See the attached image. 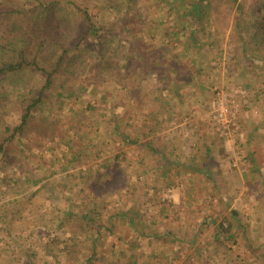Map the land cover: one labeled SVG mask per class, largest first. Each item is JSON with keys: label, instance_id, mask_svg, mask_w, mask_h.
Instances as JSON below:
<instances>
[{"label": "rangeland", "instance_id": "obj_1", "mask_svg": "<svg viewBox=\"0 0 264 264\" xmlns=\"http://www.w3.org/2000/svg\"><path fill=\"white\" fill-rule=\"evenodd\" d=\"M6 1L16 0L0 3ZM134 1L132 11L137 16L127 20L121 19L127 0L63 1L80 20L83 12L78 9H85L98 25L116 27L109 32L106 47L87 38L80 44L82 51L72 50L70 56L77 52L78 58L72 66L59 68L34 118L0 155V264H83L92 255L86 235L91 236L94 225L74 213L78 208L99 209L98 205L102 208L100 222L106 228H101L105 246L99 249L95 264H121L128 258L132 264L149 260L152 264H264V171L249 167L250 154H258L264 168V82L259 84L255 75L253 86L244 87L241 77L233 79L236 69L229 30L234 15L222 41V35L215 33L222 29L220 17L216 11L210 14L219 23L214 32L220 41L218 48L200 35L199 43L206 47L199 50L192 43L186 51L190 30H182L175 39L171 33L174 23L181 28L187 18L178 22L182 15L177 10L170 12L171 4L164 0ZM165 18L167 25L161 24ZM129 27L135 31L133 36L126 30ZM130 39L144 52L146 96L155 90L154 84L163 82L160 74L169 73L172 58H164L165 53L181 56L180 69L186 73L183 81L208 83L204 89L210 102L216 90L232 94L235 125L218 121L211 113L218 133L213 136L227 150L222 156L227 171L217 167L212 174L219 180L204 175L208 170L172 163L160 174V170L147 168L150 158L143 148L138 156L141 147L122 137L124 133L131 141L136 131L131 121L132 94L123 90L121 78L129 75V83L142 78L139 72L132 74L123 67L136 52ZM185 51L188 56L183 57ZM29 76L37 91L44 75ZM163 84L172 88L176 83L166 80ZM172 90V96L178 97L179 92ZM10 97L12 103L17 99ZM22 97L19 105L25 104L27 96ZM18 106L9 105L5 117L12 126L20 122ZM109 165L110 177L105 175L110 173ZM125 211L135 214L137 225L121 215ZM69 212L74 217L68 223ZM229 222L228 233L217 229L218 224L228 227ZM80 225L84 226L81 243L72 246L71 227ZM153 230L159 238L147 236ZM142 232L144 236L139 235ZM133 240L141 241V246L132 249Z\"/></svg>", "mask_w": 264, "mask_h": 264}, {"label": "trees", "instance_id": "obj_2", "mask_svg": "<svg viewBox=\"0 0 264 264\" xmlns=\"http://www.w3.org/2000/svg\"><path fill=\"white\" fill-rule=\"evenodd\" d=\"M63 1L65 0H16L12 1V3L7 1L0 3V155L4 154L18 134H23L30 120L34 118L36 109L40 108L44 103L46 90L50 89L54 84L55 74L59 68L72 66L73 59L78 58L77 52L72 57L70 56L72 50L78 48V51H82L80 44L87 38L99 41L102 48L106 47L108 45V34L114 31L116 27L114 25L111 29H108L98 25L95 17L85 9H78L79 12H83L80 20L77 17V12H72L63 4ZM118 2L119 0H117ZM134 2V0H127L126 12L123 13L122 20L135 19V15L137 16L132 11ZM166 2L171 4L170 12L175 13V10H177L183 16L177 19L178 22L183 21L184 18L188 20L181 28L174 23V32L171 33L175 39L177 35L182 33V30H190V37L192 38H190L189 42H186V51L189 50L192 43H196L194 45L199 50L201 46L206 47L204 43H199L200 35L206 37L205 41L203 40L205 43L218 48L220 41L216 38L215 33H220L222 35L220 40L224 41L225 30L229 27L230 16L233 14L234 20L229 30L231 43L234 45V53L231 60L235 61L233 67L236 69L233 72V79L241 77L243 86L251 87L253 86V75L258 71L257 76L261 78V83L264 82L262 77L264 73V0H164V3ZM68 3H72V0H68ZM174 5H177V8L173 7ZM214 11L218 13L219 20L222 23V29H219V32L216 31L219 23L210 17L211 12ZM165 19L161 24H168V19ZM153 22L156 21L153 20ZM123 28L125 29L126 27ZM126 30L132 36L135 34L132 27ZM133 42V40L130 41V45L133 47L132 50L136 52H132V57L124 62L123 67L131 70L132 74L139 72L142 78L139 81L129 83L127 79L130 76L126 75L121 78L122 82L120 84H122L123 90H129L132 94L130 96L131 101L133 97L143 101L147 97L146 91L144 92V87H147V83L144 82L146 80L144 73L147 72H145L143 64L144 52L136 48L138 46ZM152 47L153 45L149 48ZM186 51L183 53V57L185 55L188 56ZM163 56L164 58L171 56L172 61H169L170 65H167L169 73L160 74L163 77L161 80L163 82L170 80L177 84L182 82L186 73L180 69L182 67L180 63L182 61L181 56L178 54L177 56H173V54L167 55L166 53ZM80 57L82 56L80 55ZM175 59L177 61H174ZM129 66H132L133 69L128 68ZM242 66L248 67L245 69ZM41 73L44 75V83L37 91H33L29 74L39 75ZM240 87L243 88L242 86ZM218 91L220 90L214 92L216 96ZM12 95L17 97L13 102L17 106L23 99L22 96H27L24 97L25 104L18 106L21 109L20 122L15 126H12L5 119L10 110L9 105H14L10 97ZM257 96H259V93ZM115 127L117 129L120 128L118 124ZM122 137L126 138L128 143H134L133 140H128V136L124 133H122ZM106 168L110 173L105 175L110 177L112 167L109 165ZM153 190L157 191V185ZM98 207L99 209L88 208L86 210L78 208L74 213L82 220L86 219L87 224L92 223L94 225V228L89 232L91 236L86 235L91 240L92 255L83 264H95L100 256L99 249L105 246L101 228H106V226L100 222L102 208L99 205ZM74 214L69 212V216L67 215L66 217L68 223L71 222ZM232 214L237 216L238 212L233 210ZM121 215L124 218L126 217L132 225H137L134 213L129 215L125 211ZM217 226V229L223 233H228L232 227L230 222L228 227L224 223H220ZM83 227V225L77 228L71 227V231L74 234L71 237L72 246H77L78 242L81 243L80 237L82 236L81 233H84ZM107 229L110 230V228ZM139 235L144 236V233L142 232ZM147 236L160 237L154 230L150 231ZM139 238L142 239V237ZM56 240L58 241V239ZM140 243L141 241L133 240L131 248L135 249L141 246ZM49 248H51V245ZM101 257H105V255ZM121 264H132V261L128 258ZM147 264H152V262L149 260Z\"/></svg>", "mask_w": 264, "mask_h": 264}, {"label": "crops", "instance_id": "obj_3", "mask_svg": "<svg viewBox=\"0 0 264 264\" xmlns=\"http://www.w3.org/2000/svg\"><path fill=\"white\" fill-rule=\"evenodd\" d=\"M242 67L246 69L248 66ZM255 75H258V71L253 76ZM259 78L257 76L255 79L261 83ZM203 81H182L172 84V88L159 81L154 84L155 90L149 92V96L143 101L133 97L131 121L134 123L133 131H136L133 142L141 147L137 150L138 156L143 154L142 148L149 154L147 168L160 170V174H163L164 170L171 168L169 163H172L190 169L208 170L204 175H211L213 180L220 179L218 175L213 176L217 167H223L227 171V161L222 158L227 155V150L223 144L222 147L219 146L213 136L218 133L213 129L215 120L212 118L214 115L211 116L212 100L210 102L206 97L204 89L208 83ZM171 89L175 93L179 92V96L174 98L170 93ZM245 101L250 102V98ZM122 116L125 118L126 113L123 112ZM119 118L123 120L121 116ZM242 128L245 130V125ZM250 158L251 170L264 171L258 154H250ZM136 164L140 165L137 161ZM202 179L205 181L207 177ZM188 181L191 180H187V183Z\"/></svg>", "mask_w": 264, "mask_h": 264}, {"label": "built area", "instance_id": "obj_4", "mask_svg": "<svg viewBox=\"0 0 264 264\" xmlns=\"http://www.w3.org/2000/svg\"><path fill=\"white\" fill-rule=\"evenodd\" d=\"M231 97H232V94L228 92H225L223 90L218 91L216 99L213 101V104H212V107H213L212 113H214L213 115L216 120L227 121V123H231L232 125H235V120H234L235 117L232 118L233 109L230 104Z\"/></svg>", "mask_w": 264, "mask_h": 264}]
</instances>
